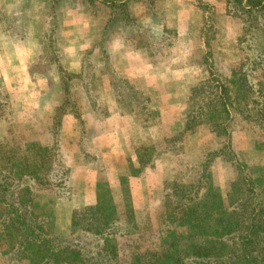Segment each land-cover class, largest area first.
<instances>
[{
  "label": "rangeland",
  "instance_id": "rangeland-1",
  "mask_svg": "<svg viewBox=\"0 0 264 264\" xmlns=\"http://www.w3.org/2000/svg\"><path fill=\"white\" fill-rule=\"evenodd\" d=\"M116 3L0 0V66L8 74L0 77V144L17 154L31 142L54 147L52 163L65 170L64 180L42 192L54 202L51 234L59 240L77 235L71 211L95 202L98 181L122 208L119 179L128 176L136 225L120 220L113 227L123 234L117 261L128 264L138 240L147 246L166 227L173 182L197 180L208 160L204 173L225 193L239 173L264 162V122L234 110L226 136L205 124L184 131L192 86L230 78L244 60L249 79L264 87V11L246 13L227 0ZM10 34L34 55L23 74ZM146 144L153 156L130 176L135 148ZM79 240L90 253L100 245L89 234ZM0 264L26 262L0 254Z\"/></svg>",
  "mask_w": 264,
  "mask_h": 264
},
{
  "label": "trees",
  "instance_id": "trees-1",
  "mask_svg": "<svg viewBox=\"0 0 264 264\" xmlns=\"http://www.w3.org/2000/svg\"><path fill=\"white\" fill-rule=\"evenodd\" d=\"M227 1L246 13L264 11V0ZM100 2L118 7L117 0ZM245 65L237 64L230 78L191 87L184 131L205 124L216 136H226L231 110L263 124V81L253 83ZM4 147L0 144V254L26 264H120L116 238L123 234L113 227L120 220L136 225L128 176L119 179L122 208L109 184L98 181L95 202L71 211L70 231L77 235L59 240L51 234L54 202L42 192L64 180L65 170L52 163L54 147L31 142L18 154ZM153 150L152 144L135 148L138 167L130 166V176L150 162ZM204 171L195 181L170 185L162 213L166 227L149 246L138 240L128 264H264V162L239 173L225 193ZM82 234L99 238L95 253L85 249Z\"/></svg>",
  "mask_w": 264,
  "mask_h": 264
},
{
  "label": "crops",
  "instance_id": "crops-1",
  "mask_svg": "<svg viewBox=\"0 0 264 264\" xmlns=\"http://www.w3.org/2000/svg\"><path fill=\"white\" fill-rule=\"evenodd\" d=\"M6 32L9 33L7 30H6ZM11 37H12V35L10 34L9 35L10 42L14 43V46H12L14 48V58H16V60L18 61L17 64H15L14 66L16 67V69H20L21 74H23V72H25V68L27 67V64H28L30 58L32 59L34 55L31 54V52H32L31 49H28V50L25 49L24 51H22V46H20L19 42H14V40H13L14 37L12 38V40H11ZM2 67H3V69H2ZM2 67L0 66V77L4 80L8 74H7L5 65H2ZM4 69H5V71H4ZM27 84L28 83H26V90L29 94L28 97L30 98V101H31L32 93L30 92ZM41 101H43V100L41 99ZM28 105L31 106L30 103H28ZM62 125H63V121H62Z\"/></svg>",
  "mask_w": 264,
  "mask_h": 264
}]
</instances>
